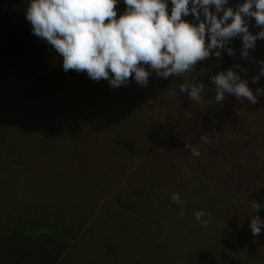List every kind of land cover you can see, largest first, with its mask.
Segmentation results:
<instances>
[{"label":"rangeland","instance_id":"374dc122","mask_svg":"<svg viewBox=\"0 0 264 264\" xmlns=\"http://www.w3.org/2000/svg\"><path fill=\"white\" fill-rule=\"evenodd\" d=\"M166 2L170 15L173 5ZM125 10L124 0H118L117 18ZM182 19L195 20L192 14ZM76 73L85 79L82 92L66 78L67 72L56 73L47 86L37 87L44 100L39 103L31 94L23 101L19 97L20 104L10 101L0 117V234L7 235L19 220L43 221L49 215L67 236L58 264H264L260 257L253 258L260 253L251 254L247 241L232 238L227 230L237 219L238 203L232 200L238 197H224L214 206V195L215 201L221 197L219 190L211 194L198 189L192 190L183 208L169 200L173 193L186 192V187L174 188L181 174L187 177L194 169L206 179L205 170L231 167V160H209L206 153L196 159L182 155L194 146L189 138L192 145L166 144L168 124L161 119L160 131V106L166 108L163 114L168 119L182 122L177 102L171 99L180 92L179 86L168 93L166 78L154 71L147 87L133 74L118 88L110 87L108 80L94 81L86 72ZM169 109L175 113L169 114ZM54 110L63 121L54 122ZM157 132L160 138H155ZM255 160L248 164L251 169L256 168ZM261 172L264 179V169ZM140 174L148 185L131 186ZM259 184L264 187L262 183L256 187ZM201 206L219 208L218 219L201 218L206 227L194 215ZM225 216L232 222L225 223Z\"/></svg>","mask_w":264,"mask_h":264},{"label":"clouds","instance_id":"9594fccd","mask_svg":"<svg viewBox=\"0 0 264 264\" xmlns=\"http://www.w3.org/2000/svg\"><path fill=\"white\" fill-rule=\"evenodd\" d=\"M117 2L30 0L25 17L32 34L46 41L63 57L65 72H86L94 81L108 80L113 88L127 85L133 74L135 81L143 87H147L152 71L162 78L181 76L193 71L198 62L210 55L219 58L220 50L237 37H242L243 41L241 56L249 58V50L255 48L256 41L264 39V0H245L235 10L224 7L228 0H171L170 15L166 0H124L126 10L119 18ZM213 6L215 12L210 11ZM221 12L222 17L219 16ZM190 13L198 24L182 19ZM245 17L255 19V27L261 29L257 35L249 32ZM227 54L235 55V51L227 48ZM256 63L261 67L258 75L252 77V83L264 76V61ZM145 66L152 71L146 70ZM211 80L217 102L224 100L227 93L238 100L246 98L256 104L262 91L258 88L254 94L248 81L232 69L219 72ZM179 88L193 101H200L205 89L201 83L181 84ZM192 154L199 155L195 149ZM171 200L183 208L178 193L171 194ZM254 207L258 212L262 205L254 201ZM180 214L183 215V211ZM194 215L198 222L207 226V221L201 220L203 210ZM262 227L264 221L258 215L251 219L253 235L260 234Z\"/></svg>","mask_w":264,"mask_h":264},{"label":"trees","instance_id":"16d2710c","mask_svg":"<svg viewBox=\"0 0 264 264\" xmlns=\"http://www.w3.org/2000/svg\"><path fill=\"white\" fill-rule=\"evenodd\" d=\"M29 4L30 0H0V117L4 115L5 108L10 101L18 102L19 97L22 101L26 100L27 94L33 95L34 98L37 97L40 103L41 100H44V97L38 95V85L45 87L54 77V74L62 75L64 72L63 57L46 41L32 34L31 25L25 17ZM221 56L223 57L224 72L227 71V66L231 64V60L228 58L227 53ZM66 78L73 79L69 80L72 83L75 82L74 84L77 83L78 85H76L79 86L82 92L80 86L83 85L85 79L78 78L75 70H69ZM52 113L54 122L64 120L59 110H54ZM43 118L42 113L41 119L43 120ZM41 133V131L38 133L40 138ZM250 160L254 161V159ZM250 160H231V162H234L235 169L232 166L229 170H222L223 167H221L222 169L218 167L213 173L204 169L206 179L200 177L193 169L191 175L185 177L181 174L178 180L175 178L174 188L186 187V192L180 189L182 191L180 198L184 204L192 195V190L198 189H202L204 193L210 191L211 194L216 193L213 190H219L221 197L215 201L214 195V206L219 202L221 203V199H224V197H238L237 201L232 200L238 203L235 207L237 209L234 211V217L237 216L235 221L237 224L231 223L233 219L226 217L227 215L223 218V221L225 222V219H228V222L225 223H231L227 225V230H230L229 234L232 238L247 241L249 243L248 251L251 254L260 253V255H255L253 258L260 257L261 263L264 262V251H260V242L264 246V237L260 239V234L253 235L250 224L251 219L256 217L255 214H259L258 216L261 219L264 213V199L263 194H261L264 192V187L260 184L256 187L257 183L264 185V182H262L264 179H261L262 172L260 171V168L264 169V163L260 159H256L254 163L256 168L251 169L248 165ZM199 164L202 166L200 162ZM179 168L182 171L183 167L179 166ZM171 174V177L174 178L175 175ZM246 174H250L247 179L243 176H246ZM240 177L243 179H240ZM142 178L143 175L140 174L139 177L137 176V182L130 183L129 181V183L135 188L138 185H148V182L145 183L141 180ZM236 180H238V183ZM211 184L216 186L213 187ZM152 193L155 194V192ZM177 193L179 194V192ZM170 197L169 200H171ZM254 201L262 205L258 212L254 207ZM169 206L167 204L165 208L170 210ZM201 210L204 211V215L209 216L210 221V217L214 216L216 218L219 212L217 206H211L210 208L201 206L195 209L196 212ZM246 215L249 217L243 220ZM48 217L49 215L43 218H47L43 221L33 220L25 223L24 220H19L18 223H13V228L7 235L0 234V264H58L66 252L65 241L62 239L67 236L63 235L61 228H59L60 225ZM261 230L264 233V227Z\"/></svg>","mask_w":264,"mask_h":264},{"label":"crops","instance_id":"0c3cea01","mask_svg":"<svg viewBox=\"0 0 264 264\" xmlns=\"http://www.w3.org/2000/svg\"><path fill=\"white\" fill-rule=\"evenodd\" d=\"M253 10H255L254 7ZM245 20L248 23L249 32L257 35L261 29L255 27V19L245 17ZM194 24H198V21L194 20ZM206 42H208L207 36ZM242 47V37H237L231 40L224 50L220 51L221 55H224V53H227V48L233 49L235 55L230 56L227 54L231 60V64L227 66V70L232 69L242 79L247 80L248 86L254 94H256V89L262 90L261 94L257 97L258 102L256 104H252L246 98L238 100L234 95L227 93L224 100L217 102L215 100V85L203 84L205 89L201 93L200 101L191 100L186 93L181 91L177 93L176 98H171L177 102L176 109L178 114L180 113L181 123L168 119L163 114L166 108L162 105L160 106L162 108V114L158 117L160 119V131L161 119L165 118L168 124V130L164 132V134H167L166 144H170L171 146L184 142L192 145L188 138L193 140L194 146L192 145V149H195L199 155L191 156V150L188 153L184 152L182 154L187 155V158L196 159L206 153L205 157L207 159H225V163L228 160L235 159H246V161L250 159L264 160V76H261L257 83H252V77L258 75L261 67L256 61H264V39L256 41L255 48L249 50V58L241 56ZM215 51L217 50H213V52ZM218 59L214 55H210L204 61L198 62L194 68L207 64H215ZM235 65H239L240 67L236 68ZM166 98L168 100V97ZM167 106L170 107L171 104H167ZM168 111L171 115L175 113L173 109H169ZM155 138H160L159 132H157ZM212 152H219L223 156H211ZM238 154H241V156L238 157ZM233 163L230 162L228 165L235 169ZM260 171H263V168H260Z\"/></svg>","mask_w":264,"mask_h":264},{"label":"built area","instance_id":"2783aa9c","mask_svg":"<svg viewBox=\"0 0 264 264\" xmlns=\"http://www.w3.org/2000/svg\"><path fill=\"white\" fill-rule=\"evenodd\" d=\"M244 2L245 0H228V3L224 7H231L235 10L238 4H242ZM210 11L215 12L214 6L210 9ZM222 15L223 12L219 14L220 17H222ZM200 19H204L202 14ZM228 23H231V20H229ZM219 72H223V60L221 56L215 64H207L197 67L196 69H193V71H189L181 76H169L167 78V89L169 92H172L174 87L179 83L184 85H195L197 83L213 85L214 83L212 82L211 77Z\"/></svg>","mask_w":264,"mask_h":264}]
</instances>
